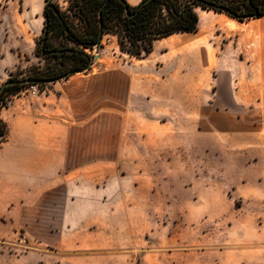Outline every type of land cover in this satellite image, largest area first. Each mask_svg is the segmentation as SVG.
I'll return each instance as SVG.
<instances>
[{
	"label": "rangeland",
	"instance_id": "obj_1",
	"mask_svg": "<svg viewBox=\"0 0 264 264\" xmlns=\"http://www.w3.org/2000/svg\"><path fill=\"white\" fill-rule=\"evenodd\" d=\"M46 2L69 7L68 0H0V87L45 67L37 48ZM101 47L92 52L89 76L72 82L104 69L122 70L127 79L131 67L142 71L137 91L123 79L118 101L91 91L84 105L87 147L107 154L121 148L122 165L113 167L112 155L99 165L90 156L81 188L59 187L38 219L17 220V228L0 222V264H264V180L244 187L248 175L211 140L216 133L206 117L216 74L209 61L195 79L186 65L185 90L178 91L181 71L170 64L175 50L135 58L109 35ZM49 85L27 86V93L37 96ZM80 195L88 198L89 213L68 219L62 209L72 204L64 199Z\"/></svg>",
	"mask_w": 264,
	"mask_h": 264
},
{
	"label": "crops",
	"instance_id": "obj_2",
	"mask_svg": "<svg viewBox=\"0 0 264 264\" xmlns=\"http://www.w3.org/2000/svg\"><path fill=\"white\" fill-rule=\"evenodd\" d=\"M126 1L136 7L142 0ZM196 11L199 16L196 32L156 40L148 57L175 50L177 58L170 64L181 71L178 91L185 90L186 65L189 79H195L201 73L203 60L209 61L212 73L216 74L206 117L216 133H211V140L217 147L224 146L225 155H232L235 165L248 175L242 177L247 181L242 185L247 187L251 181L264 180V16L244 23L224 13L201 8ZM107 35L117 42L116 36L106 34L102 44ZM93 67L50 83L37 96L25 89L1 110L0 118L9 133L0 146V222L10 224L11 229L18 227L17 220L38 219L42 205L56 198L59 187L81 188L77 181L88 178L80 172L89 165L90 156L96 157L95 163L99 165L106 155H112L113 167L122 165L121 148L107 154L105 150L92 152L87 147L89 133L84 105H88L91 91L113 94L114 101H118L123 79L128 80L130 92L137 91L135 81L142 71L131 67L127 79L122 70L104 69L85 82H72L79 74L89 76ZM162 86L155 85L157 91H162ZM199 118L201 122V115ZM215 149L211 147V154L217 155ZM64 200L72 204L67 210L62 209L68 219H80L89 213L85 196Z\"/></svg>",
	"mask_w": 264,
	"mask_h": 264
},
{
	"label": "trees",
	"instance_id": "obj_3",
	"mask_svg": "<svg viewBox=\"0 0 264 264\" xmlns=\"http://www.w3.org/2000/svg\"><path fill=\"white\" fill-rule=\"evenodd\" d=\"M68 1L66 10L46 2L45 26L37 48L46 65L26 79L9 80L13 83L0 93V112L27 86H46L90 69L92 52L101 47L106 34L116 36L122 53L143 58L152 52L156 40L196 32V8L224 13L239 22L264 16V0H142L136 7L126 0ZM56 37L60 38L57 44ZM8 133L0 118V146Z\"/></svg>",
	"mask_w": 264,
	"mask_h": 264
},
{
	"label": "water",
	"instance_id": "obj_4",
	"mask_svg": "<svg viewBox=\"0 0 264 264\" xmlns=\"http://www.w3.org/2000/svg\"><path fill=\"white\" fill-rule=\"evenodd\" d=\"M127 11H128V9H127ZM128 15H134V13H129L128 12ZM96 58H97V56H96ZM13 82H11V81H6V82H4L2 85H1V87H0V93H1V91L6 87V86H8V85H10V84H12Z\"/></svg>",
	"mask_w": 264,
	"mask_h": 264
},
{
	"label": "built area",
	"instance_id": "obj_5",
	"mask_svg": "<svg viewBox=\"0 0 264 264\" xmlns=\"http://www.w3.org/2000/svg\"><path fill=\"white\" fill-rule=\"evenodd\" d=\"M32 94L35 95L36 94V88L35 87H32Z\"/></svg>",
	"mask_w": 264,
	"mask_h": 264
}]
</instances>
